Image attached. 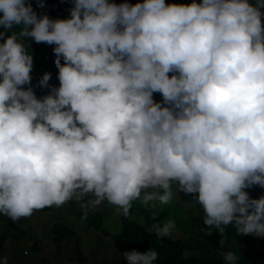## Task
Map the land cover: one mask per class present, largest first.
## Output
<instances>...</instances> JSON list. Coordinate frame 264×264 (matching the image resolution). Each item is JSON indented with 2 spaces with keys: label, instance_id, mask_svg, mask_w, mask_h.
I'll list each match as a JSON object with an SVG mask.
<instances>
[{
  "label": "clouds",
  "instance_id": "obj_1",
  "mask_svg": "<svg viewBox=\"0 0 264 264\" xmlns=\"http://www.w3.org/2000/svg\"><path fill=\"white\" fill-rule=\"evenodd\" d=\"M73 4L51 19L0 0V213L17 220L91 194L127 216L137 199L169 203L175 182L207 226L264 236V196L245 191L264 188V0ZM31 40L55 45L59 87L42 98L22 87Z\"/></svg>",
  "mask_w": 264,
  "mask_h": 264
},
{
  "label": "rangeland",
  "instance_id": "obj_2",
  "mask_svg": "<svg viewBox=\"0 0 264 264\" xmlns=\"http://www.w3.org/2000/svg\"><path fill=\"white\" fill-rule=\"evenodd\" d=\"M61 2L68 11L74 6L73 0H62ZM137 2H143V0ZM165 2L188 4L192 0H165ZM197 2L199 3L200 0ZM4 31L9 33L7 35H11V31ZM2 40L3 37H0V42ZM26 43L30 44L29 51L33 56V69L31 84L22 87L25 89L32 87L37 98H42L48 95L53 87H59L58 74L51 66L43 70L40 69L41 64L46 65L50 61L49 52L55 45L36 43L34 40L26 41ZM45 72L51 74L48 87L39 85ZM154 100L163 102L162 95L158 92L154 93ZM156 191L163 194L162 189ZM245 191L251 198H259L260 186L253 185L246 188ZM92 199L94 197L91 194L85 195L81 199L73 198L59 207L53 205L47 209L34 210L31 216L21 217L17 220L0 213V231L8 220L25 230L23 236L8 238L4 242L0 249V264H79L75 254L76 238L58 235L53 231V225L60 222L77 231L82 240L81 250L86 257V264H117L125 246L124 242H120L116 238L121 231L122 211L106 200L99 205H93ZM199 206L202 205L197 201H184L182 191L173 182L172 199L169 203L161 204L159 201H151L145 205L142 198L137 199L132 202L129 216L141 223L147 230L156 233L166 222H173L174 228L169 235H166L173 239L182 236L187 238L196 235V233L201 237L204 234L212 235L213 226H207L201 230L194 229ZM245 235H249L254 243H257L255 252L264 253V236ZM212 248L214 252L216 248H219L218 253L223 260H225L224 253L227 251L235 252L242 249L246 252L250 250L248 244H238L233 238L223 246L214 245Z\"/></svg>",
  "mask_w": 264,
  "mask_h": 264
},
{
  "label": "trees",
  "instance_id": "obj_3",
  "mask_svg": "<svg viewBox=\"0 0 264 264\" xmlns=\"http://www.w3.org/2000/svg\"><path fill=\"white\" fill-rule=\"evenodd\" d=\"M62 0H43V7H40L38 0H27L30 2L34 11L38 15H48L51 19H65L69 18L71 13L62 4ZM71 1V0H68ZM140 0H127L130 4H135ZM117 4L125 2V0H110ZM9 34L5 33V36ZM52 48L49 52L50 61L44 65L41 64L40 69L43 70L46 67L51 66L53 70L58 74L59 69L55 65V54ZM61 63H64L61 57ZM154 99V94H153ZM264 196V188L260 187L259 197ZM182 199L184 201H197L194 196L182 192ZM49 207V206H48ZM45 207L43 209H47ZM205 212L202 206L197 208V214L194 221V229L201 230L207 227L204 223ZM196 227V228H195ZM224 231L221 233L213 226L212 235L204 234L202 237L197 235L184 236L173 239L166 236H159L156 232L147 230L141 223L127 216L122 215L121 231L116 236L120 242H124V251H130L136 249L144 252L149 248L155 250L158 253L157 259L153 264H229L228 261L220 258L218 249L214 252L212 246H223L229 239L233 238L238 244L246 243L249 245L248 251L238 249L233 252L237 259L232 264H264V253H257V243H254L253 239L249 235L238 233L236 227L233 224L223 226ZM54 233L58 235H67L76 238L75 254L78 258L79 264H86V257L81 250L82 240L77 234V231L69 227L65 223H55L53 225ZM25 230L16 226L14 222L8 220L3 229L0 231V249L4 242L8 238H19L23 236ZM222 239V240H220ZM220 240V241H219ZM117 264H128L126 258L121 256Z\"/></svg>",
  "mask_w": 264,
  "mask_h": 264
}]
</instances>
